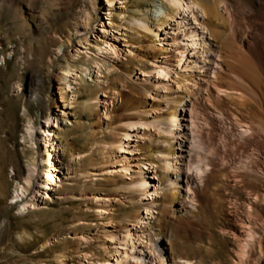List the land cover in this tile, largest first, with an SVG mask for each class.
<instances>
[{"label": "rangeland", "instance_id": "374dc122", "mask_svg": "<svg viewBox=\"0 0 264 264\" xmlns=\"http://www.w3.org/2000/svg\"><path fill=\"white\" fill-rule=\"evenodd\" d=\"M201 1L206 14H195V24L185 22L205 40L202 71L187 68L155 81L152 67L173 61L176 16L159 29L150 23V31L139 23L150 16L151 3L161 8L160 0H0V264H58L61 255L66 264H132L115 261L127 228L142 237L139 264H158V253L169 263L234 264L248 223L257 237L242 264H264V71L252 57V76L229 71L220 47L228 24L207 12L218 1L223 8L243 7L246 0ZM145 46H163L167 56L144 57ZM195 59L191 51L189 60ZM70 67L66 98H73L66 114L56 87ZM31 87H38L44 103L27 101ZM216 87L229 95L216 94ZM180 98L181 129L176 140L163 142L152 121L168 116ZM46 117H53L47 122L59 134L54 162L60 185L48 192L50 200L20 213L21 199L13 200L12 190L24 183L27 159L37 156L24 137L25 123ZM68 120L73 124L58 129ZM126 123L132 124L128 139L116 154L111 142ZM239 124L250 128L247 135L240 136ZM170 152L177 172L165 178L161 166L172 159ZM197 157L209 168L200 180L186 170ZM245 159L247 167L236 169ZM141 166L149 200L128 189ZM174 183L180 196L169 213L165 203ZM248 205L251 219L245 218ZM135 210L142 227L134 224Z\"/></svg>", "mask_w": 264, "mask_h": 264}, {"label": "bare ground", "instance_id": "6f19581e", "mask_svg": "<svg viewBox=\"0 0 264 264\" xmlns=\"http://www.w3.org/2000/svg\"><path fill=\"white\" fill-rule=\"evenodd\" d=\"M222 2L218 1L216 8H213L212 10L208 9L207 12H209L208 15L210 14L212 18H214L215 21L218 22V24L220 25L228 24L229 33L227 34L226 37H224V39L222 38L223 40H221L220 47L221 49L224 50L223 52L224 54L221 56L224 57L226 61H228L227 66L229 67V71L230 70L236 71L237 73V71L239 72L240 70L241 72L242 71L245 72L247 76L248 75L252 76L250 75L249 72L252 70L255 63L259 66V68L262 71H264V0H246L244 2L243 7L231 6L226 3L225 7L223 8L221 7ZM160 3H161V8H160L161 11L157 7L159 4L157 5L155 4V2L153 4L151 3L150 8L146 10L147 11L146 13H149L150 16L147 17L148 19L144 20L143 23L141 24L139 23V26L143 29L142 31H150L149 29L150 23L153 24L156 28H158L161 25L160 22L168 24L170 21L169 17L172 15V16H176V18H173V19H175V23H174L175 30H177L178 32L173 31L174 34L172 33L173 34L172 35V38H173L172 45H175V48H174V52H172V57L170 58H173V61L172 59L171 60L168 59L167 61H165L166 65L154 66L155 64H153L154 67H152L153 68L152 70H153V76H154L155 81L156 80L159 81L160 78L167 79V77L169 76L171 72L180 76L182 71L187 68H188L187 72H191L189 70H192V71L196 70L197 75H199V73L202 71L203 66L205 64V59L203 57V50H202L205 44V40L204 38L200 37V35L197 33L194 27H189L188 23L185 22V20H188V21L190 20L189 22L192 24H195V22L197 23L196 15L197 13L204 14L206 12L205 5L202 3L201 0H187V1L186 0H160ZM151 7L154 8V13H156V15H153V10ZM158 12H160L161 14H158ZM82 17L84 20V24L87 25L89 18H90V10L89 9L83 10ZM143 18L145 17L143 16ZM84 40L86 41L87 38H84ZM85 41H83L82 43H84ZM108 50H110L111 52H114V49L110 48ZM191 51H193V53L195 52L196 54L195 61L189 60ZM167 52L168 50L163 46H157V47L148 46L146 49V53L143 56L156 58L159 54L166 55ZM250 57L254 59L255 63L251 61ZM170 63L174 64V66L171 67ZM72 71L73 69H71V67L67 68L62 73V76L60 78H57V80H61V82L57 83L58 85L56 89L59 90L58 94L60 95L59 96L60 102L63 103L62 108L65 109L66 114H68L67 110L72 107L71 100L73 97L69 96L70 97L69 99L66 98L69 92V89H70V85H71V80L68 75ZM236 73L233 72V74H236ZM254 73H256V71H254ZM247 76H245V78ZM181 79H182V83L187 80L184 77H182ZM250 79L252 78L250 77ZM250 79L248 78L247 80H250ZM35 81L37 83L40 80H38L37 78L35 79ZM257 87H259V85ZM37 89L38 87L29 88L27 95H26L28 102L36 99L44 103V99L37 94ZM192 91H190V93ZM215 92L218 95H221V94L229 95L228 93H226V89L221 88V87H216ZM63 98H66L67 100ZM182 103H183V98L176 100L175 104L173 103L174 106L171 109H169V111H167L168 116H163V117L158 118L157 120L152 121V123L154 124L156 128L155 130L157 134L161 135L162 137L161 140H163V142L171 143L172 140L177 139V134L181 129L180 128L181 121L179 118L178 111ZM49 118L50 117H46L44 123L41 121H39L40 123H34L35 119H32V120L27 119L25 123L24 137L28 139L33 149L37 150V156H31L27 159L26 161L27 162L26 163L27 175L26 177H24V183L22 185L15 186L14 189L12 190L13 191L12 199L13 200L21 199V203L18 206V212L20 213H25L29 210V208H34L36 205H38V202L40 200H46V201L48 199L50 200L51 198L48 195V192L52 190L53 186L55 185L58 186V184L60 185L59 182L61 180L58 177L57 166L54 162V154H55V151L57 150L56 142H57V139H59V134L54 133L52 131V127L55 125V123L52 120L50 122H47ZM42 119H44V117H42ZM50 119H53V117H51ZM71 124H73V122L68 120V122H65L63 126L62 125L61 127L59 126L58 129L60 128V130L62 129L64 130L67 125H71ZM131 126L132 124L130 123L124 124V127L120 128L118 130V133L114 135V139L111 142V146L114 148V152L116 154H119L124 151V145L126 142L125 140L128 139L127 134L125 133L126 127L128 128ZM238 128H239L238 130H239L240 136H245L250 131L249 127H246L242 124H239ZM191 131L192 130H190V132ZM198 143H195V144H198ZM165 149L166 150L169 149L167 148V145ZM170 154H172V159L171 160L168 159L169 161L165 162L161 166L162 168L161 171L163 172V177L165 178H167L168 173L177 172V170L174 168L175 164H177L175 162V153L170 152ZM153 156L154 155L152 154L151 157ZM247 163H248V160L246 159L239 161V163L236 166V169L246 168ZM142 166H141L140 171L137 172L138 177L135 180V183H128L129 184L128 189L129 191L133 189L134 190L133 192H137V194L141 196V199L149 200V197H151L149 193L150 183L147 180V175H146L147 171L143 170ZM128 169L129 168H125V171H128ZM208 169H209L208 165L205 163L204 158L199 159L198 157L195 162L190 163L186 167V170L187 171L191 170V172H193L195 177L198 178L199 180ZM174 184L175 185L173 186V192L170 194V196L169 195L168 197L166 196L167 201L165 205L169 213H171L172 205L180 196V192H179L180 189H178L179 188L178 183H174ZM157 190L158 188L155 187L154 192H157ZM187 191L189 192L191 191V189H187ZM252 199L255 200L256 198L252 197ZM189 205L193 206L192 203ZM150 206H151L150 203L147 204V207H150ZM145 210H146V215H149L150 214L149 209L145 208ZM101 211L99 210L98 214L102 213ZM245 211H246L245 218L251 219L250 217H252L251 216L252 207L248 205ZM133 221L137 227H142L141 225H144V222L140 218V213L136 210L134 211ZM242 229L244 230V238L239 241L240 244L238 245V250H237L238 260L234 264H242L244 262V260L246 259L245 257L247 256V253H248V247L252 244L253 241L256 240V237H257L255 235V231L253 227L249 223L242 225ZM141 239H142L141 235H138L137 237H135L133 233H131V229L127 228L124 236L122 237V241L119 242V244L122 245V248L115 249V252H116L115 261L118 263L119 261L124 260L128 263L139 264V262H141V256L139 255ZM86 258H87L86 254L84 253L81 254L82 262L86 260ZM157 260H158V264H191L190 261L185 260V259H179V261H175L174 263H169L167 262V258L165 257V254H159V253L157 254ZM58 264H66L65 258L62 255L59 257ZM153 264H155V261Z\"/></svg>", "mask_w": 264, "mask_h": 264}]
</instances>
